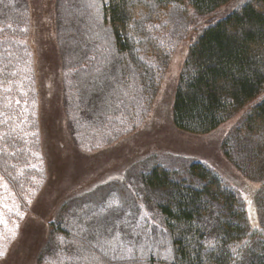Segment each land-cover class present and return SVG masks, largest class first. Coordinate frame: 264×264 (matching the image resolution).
Listing matches in <instances>:
<instances>
[{"label":"trees","instance_id":"obj_1","mask_svg":"<svg viewBox=\"0 0 264 264\" xmlns=\"http://www.w3.org/2000/svg\"><path fill=\"white\" fill-rule=\"evenodd\" d=\"M34 15V0H0V190L6 183L14 204L35 219L48 191L65 197L35 240V264L74 253L92 261L93 252L105 256L97 242L109 238L103 227L88 228L89 212L75 217L80 192L63 195L61 183L78 154L54 148L43 124L61 118L68 150L120 143L146 123L183 44L175 127L207 134L235 122L222 149L260 183L258 226L213 167L156 164L139 175L136 198L161 221L158 250L147 259L149 247L133 242V256L110 262L264 264V0H54L44 40ZM16 219L20 226L25 217Z\"/></svg>","mask_w":264,"mask_h":264},{"label":"rangeland","instance_id":"obj_2","mask_svg":"<svg viewBox=\"0 0 264 264\" xmlns=\"http://www.w3.org/2000/svg\"><path fill=\"white\" fill-rule=\"evenodd\" d=\"M53 2L54 0H34V17L35 20H39L37 31L39 30L42 40L46 32L45 23L50 19L49 6H53ZM186 48L183 44L175 53L161 91L144 126L123 138L120 143L95 152L83 146L78 148L79 151L68 150L69 146L66 145V139L61 132V118L43 124L46 130H51L54 134L51 143L54 148H60L65 154H78L69 165L71 168L68 172L69 178L61 183L63 195L74 190L80 192L72 200L75 217H81L89 212L86 214H90L92 219L89 215L88 228L94 230L103 227L107 237L113 236L111 240L109 238L101 240V244L97 242L106 257L93 252L94 260L89 261L88 257L77 253L62 254L52 259L53 264H112L110 259L133 256L137 252L133 242L138 241L144 245V250L149 247L147 259L155 256L158 250L156 235L162 228L161 221L143 201L136 198V193L141 191L138 183L139 175L149 171L156 164L183 169L192 161H201L213 167L223 180L239 193L249 218L255 226H258L256 195L260 183L246 179L225 157L222 149L223 141L235 122L231 120L207 134H191L175 127L173 98ZM79 125L84 127L85 123ZM72 131L76 129H70L73 135ZM96 131L102 137L97 128ZM73 136L77 146L79 137L77 139L75 135ZM80 143L92 145V141L85 138ZM48 161L47 156L42 160L43 163ZM2 184L0 264H35L39 259L38 253H34L35 240H42L43 228L54 217L57 206L59 207L65 197L55 194L54 191H48L38 201L36 211L38 217L35 219L33 213L26 216L20 211V208L14 204L10 188L6 183ZM17 215L25 217L20 226L16 224V220H19L16 219ZM114 224L117 226L116 233L109 236L108 232L114 228ZM48 248L49 245L45 249ZM159 259L158 256L157 260ZM156 263L157 261L147 262V264Z\"/></svg>","mask_w":264,"mask_h":264}]
</instances>
